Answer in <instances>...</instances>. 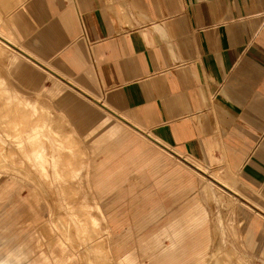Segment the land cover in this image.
Instances as JSON below:
<instances>
[{"label": "crops", "instance_id": "obj_1", "mask_svg": "<svg viewBox=\"0 0 264 264\" xmlns=\"http://www.w3.org/2000/svg\"><path fill=\"white\" fill-rule=\"evenodd\" d=\"M0 13L10 22L0 31L22 36L25 57L56 77L78 79L79 91L105 112L146 129L163 148L236 166L264 190V0H0ZM105 112L86 136L108 122ZM65 120L70 140L79 136ZM96 149L99 162L87 155L70 165L86 174L117 264L247 263L224 246L220 212L212 225V210L191 195L197 184L185 172L192 171L175 169L170 155L120 123ZM23 191L0 184L2 228L37 218L31 190ZM108 194L128 205L119 217L131 218L113 223L109 207L117 202L106 205ZM168 197L184 202L173 207L162 200ZM261 222L257 213L239 227L241 246L252 253ZM257 253L264 258V243Z\"/></svg>", "mask_w": 264, "mask_h": 264}, {"label": "rangeland", "instance_id": "obj_2", "mask_svg": "<svg viewBox=\"0 0 264 264\" xmlns=\"http://www.w3.org/2000/svg\"><path fill=\"white\" fill-rule=\"evenodd\" d=\"M6 18L7 14L0 13V29L10 23ZM0 33L3 36L0 37V184L10 189L22 188L24 193L31 190L34 198L32 213L34 210L37 213L33 222L26 217L16 219L9 228L0 225V264H104V259L117 264L114 258L118 255V247L105 226L101 207L92 202L86 174L83 169L75 170L70 165L71 157L75 161L78 157L80 163L87 155L96 162L103 159L96 143L117 123L170 155L175 161V169L182 166L181 169L192 171L185 172L186 177L193 176L197 184L191 195H199L205 206L212 210V225L217 223L218 212L224 219L222 228L229 234L224 239V246L238 249L240 255L246 257L244 264H264L263 256L257 253L264 243V190L261 184L248 180L236 166L185 156L177 149L171 151L164 147L165 150L162 144L151 141L146 129L128 125L81 93L75 86L78 79L56 77L38 62L30 61L23 55L21 35L14 33L15 39L11 33ZM104 112L109 115L108 122L86 136L85 132L95 127ZM66 116L80 134L71 140L67 130L71 126L62 125ZM114 167L115 164H111L103 169L110 171ZM71 170L75 172L71 173ZM202 184H207L205 189ZM145 189L143 186L137 191ZM218 193L223 195L219 198ZM113 196L108 194L103 200L106 205L117 202L109 207L116 219L113 223L127 215L131 218L130 212L119 217V211L128 205H122V201ZM162 200L175 202L173 207L184 202L171 197ZM257 213L262 222L256 230L258 247L252 253L241 246L239 227L243 231ZM39 220H42L40 225ZM119 230L126 233V228ZM232 234L236 236H230Z\"/></svg>", "mask_w": 264, "mask_h": 264}, {"label": "bare ground", "instance_id": "obj_3", "mask_svg": "<svg viewBox=\"0 0 264 264\" xmlns=\"http://www.w3.org/2000/svg\"><path fill=\"white\" fill-rule=\"evenodd\" d=\"M6 41H8L6 38H4ZM20 95V94H19ZM27 105V104H26ZM30 108V107H29ZM26 109V108H25ZM31 109H32V106H31ZM31 111V110H30ZM1 120V119H0ZM4 128V127H3ZM13 130V129H12ZM14 133V132H13ZM12 133V134H13ZM15 134V133H14ZM8 143V142H7ZM26 152V151H25ZM34 152V151H33ZM10 153V152H9ZM5 155V154H4ZM36 156V155H35ZM38 156V155H37ZM32 163V162H31ZM30 164V163H29ZM23 166V165H22ZM26 168V167H25ZM74 172V171H73ZM72 173V172H71ZM80 190V189H79ZM78 191V190H77Z\"/></svg>", "mask_w": 264, "mask_h": 264}]
</instances>
